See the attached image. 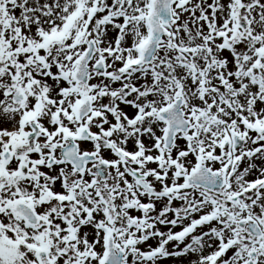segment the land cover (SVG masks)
<instances>
[{
  "label": "snow or ice",
  "instance_id": "snow-or-ice-1",
  "mask_svg": "<svg viewBox=\"0 0 264 264\" xmlns=\"http://www.w3.org/2000/svg\"><path fill=\"white\" fill-rule=\"evenodd\" d=\"M0 264H264V0H0Z\"/></svg>",
  "mask_w": 264,
  "mask_h": 264
}]
</instances>
